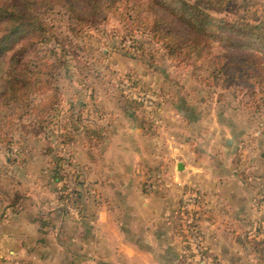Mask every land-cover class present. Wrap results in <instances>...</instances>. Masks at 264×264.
Segmentation results:
<instances>
[{"label":"crops","instance_id":"0c3cea01","mask_svg":"<svg viewBox=\"0 0 264 264\" xmlns=\"http://www.w3.org/2000/svg\"><path fill=\"white\" fill-rule=\"evenodd\" d=\"M175 106L161 107V137L136 125L130 134L115 127L105 136L98 129L107 128L104 123L95 130L90 115L83 119L89 130L83 138L98 147L72 145L86 184L82 216L61 211L47 169L35 172L27 188L28 171L0 168V258L19 264H264L261 140L248 154L233 136L222 141L227 129L216 118L204 121L207 135L194 134ZM18 174L22 180L13 183ZM189 188L203 199L191 207L203 261L181 229L180 197Z\"/></svg>","mask_w":264,"mask_h":264},{"label":"trees","instance_id":"16d2710c","mask_svg":"<svg viewBox=\"0 0 264 264\" xmlns=\"http://www.w3.org/2000/svg\"><path fill=\"white\" fill-rule=\"evenodd\" d=\"M259 1L0 0V145L11 152L12 145L29 135L43 131L46 138L54 137L48 181L61 211L74 209L82 216V167L71 153L64 158L61 146L73 145L75 132L89 130L79 114L69 115L75 124L59 123L57 81L72 58L63 42L59 52L43 46L53 37L45 13L58 7L72 34L100 26L114 15L130 36L127 50L132 48L141 58L144 50L149 57L158 50L177 64L199 60L207 72L202 80L244 90L252 99L260 94L264 103V5ZM39 96L43 98L37 100ZM24 119L34 122L28 132ZM65 163L73 186L62 169Z\"/></svg>","mask_w":264,"mask_h":264},{"label":"rangeland","instance_id":"374dc122","mask_svg":"<svg viewBox=\"0 0 264 264\" xmlns=\"http://www.w3.org/2000/svg\"><path fill=\"white\" fill-rule=\"evenodd\" d=\"M259 2L264 5V0ZM260 8L264 11V6ZM59 11L55 7L45 13L53 37L44 41L43 46L59 52V43L63 42L72 58L57 81L60 124H75L70 121L69 115L72 113L79 114L80 119L86 122L90 120V115V123H93L95 130L100 124L107 126L104 129L105 136L115 127L119 128L120 134H130L131 126L136 125L141 130H147L148 135L161 137L162 132L156 121L161 107L173 109L172 106L176 105L175 108L185 114L194 134L204 132L207 135L211 128L203 131L204 124H208L204 121L216 118L224 122L227 129L221 133L222 141L231 135L239 141L242 150L251 154L254 143L260 139L261 146L257 149L264 152V105L256 110V106L264 104L260 94L252 99L244 90L223 88L220 83L213 85L212 81L202 80L207 72L205 65L200 66L199 60L177 64L164 58L163 52L158 50L153 52L152 57L146 54L148 50H144V57H139L132 48L126 49L131 45L130 36L114 15L100 26L72 34L67 31V22ZM42 98L39 96L37 100ZM71 107L73 110H70ZM165 113L171 115V109H166ZM23 124L27 126L25 130L30 131V125L34 122L24 119ZM13 133L17 139L18 131L13 130ZM82 133L79 130L74 134V142L79 148L82 144L88 147L90 143L86 142ZM28 138L27 141L21 140L12 145L11 152L6 146L0 145V168L8 167L11 173L16 169L19 174L28 171L23 182L27 188L30 186L28 179L35 172L50 168L53 153H49V150L56 148L54 141L51 142L54 137L46 138L43 131ZM61 147L64 158L70 153L73 157L72 145ZM90 147L96 149L98 146L91 143ZM5 159L10 162L14 160L17 165H9ZM69 168L65 163L62 169L67 173L68 184L73 186ZM19 177L15 176L11 180L13 183L16 179L21 181ZM0 264L19 263L10 257H2Z\"/></svg>","mask_w":264,"mask_h":264},{"label":"built area","instance_id":"2783aa9c","mask_svg":"<svg viewBox=\"0 0 264 264\" xmlns=\"http://www.w3.org/2000/svg\"><path fill=\"white\" fill-rule=\"evenodd\" d=\"M203 202L201 193H198L196 190L184 189L181 193L180 203H179V212L182 218V231L187 237L189 245L192 247L193 251L201 256V249L203 240L198 231L197 225L195 224L194 213L191 210L192 206H200ZM201 256L200 261H203Z\"/></svg>","mask_w":264,"mask_h":264},{"label":"water","instance_id":"95a60500","mask_svg":"<svg viewBox=\"0 0 264 264\" xmlns=\"http://www.w3.org/2000/svg\"><path fill=\"white\" fill-rule=\"evenodd\" d=\"M230 141H231V140L229 139V140H228V143H230Z\"/></svg>","mask_w":264,"mask_h":264}]
</instances>
